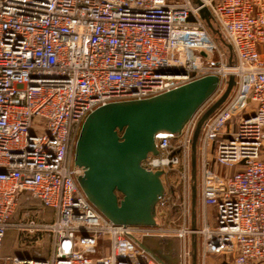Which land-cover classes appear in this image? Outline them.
I'll return each instance as SVG.
<instances>
[{
	"label": "built area",
	"instance_id": "built-area-1",
	"mask_svg": "<svg viewBox=\"0 0 264 264\" xmlns=\"http://www.w3.org/2000/svg\"><path fill=\"white\" fill-rule=\"evenodd\" d=\"M199 1L230 43L234 66L187 0H0V264H158L143 237L177 238L178 264H191L192 234L197 264H264V0ZM230 75L229 97L198 137L200 225L191 230V138ZM205 76L218 77L215 91L179 134H158V154L141 163L161 173L156 225L111 223L77 183L83 120L110 102ZM21 202L28 233L48 240V256H2Z\"/></svg>",
	"mask_w": 264,
	"mask_h": 264
},
{
	"label": "water",
	"instance_id": "water-1",
	"mask_svg": "<svg viewBox=\"0 0 264 264\" xmlns=\"http://www.w3.org/2000/svg\"><path fill=\"white\" fill-rule=\"evenodd\" d=\"M224 52L228 66L235 65L230 43L210 12L199 0H187ZM219 79L205 76L174 90L140 100L110 102L95 108L83 120L78 132L73 164L83 168L77 178L88 202L115 225L154 226L155 209L164 192L161 173L147 171L141 163L158 154V134H179L183 126L215 91ZM234 76L226 80L221 96L196 124L190 143V226L197 217V141L203 124L227 100ZM146 250L158 264H178L179 240L149 237ZM191 264H197V238L190 236Z\"/></svg>",
	"mask_w": 264,
	"mask_h": 264
},
{
	"label": "rangeland",
	"instance_id": "rangeland-1",
	"mask_svg": "<svg viewBox=\"0 0 264 264\" xmlns=\"http://www.w3.org/2000/svg\"><path fill=\"white\" fill-rule=\"evenodd\" d=\"M196 185H197V194H198V170H197ZM28 207L29 205L23 202L18 204L15 214L12 216V218L9 221L10 227H8L5 233L2 251L4 253H13L15 251L22 252L21 250H19V248H21L23 251H29L33 254L39 253L42 254L43 256H48L49 255V251H48L49 247L47 243L48 240L46 238H43L44 240L39 238L40 242L36 243L38 239L37 236L28 233V229H29L27 226L28 221L24 215ZM169 213H170L169 219L171 220L172 217L175 215V210H171ZM48 220H51V218L48 217L47 221ZM197 225H200V221L196 217V226ZM141 244L144 245L148 250L150 249V244L147 237H143L141 239ZM197 246H198V238H197ZM221 259L222 258H213V260L212 259L211 260L215 262V264H218L221 261Z\"/></svg>",
	"mask_w": 264,
	"mask_h": 264
},
{
	"label": "crops",
	"instance_id": "crops-1",
	"mask_svg": "<svg viewBox=\"0 0 264 264\" xmlns=\"http://www.w3.org/2000/svg\"><path fill=\"white\" fill-rule=\"evenodd\" d=\"M258 51H259V53H260V55H261V57H262V59L264 60V44H262V45H260L259 46V48H258ZM47 243H48V241H47ZM19 250H21L22 252H17V251H15V252H13V253H4L3 251H2V256H4V257H8V256H16V255H23V254H33V253H31V252H29V251H23L21 248H19ZM213 260V259H212ZM212 260H210V261H212ZM212 264H215V262H211ZM218 264H222V261H220Z\"/></svg>",
	"mask_w": 264,
	"mask_h": 264
}]
</instances>
